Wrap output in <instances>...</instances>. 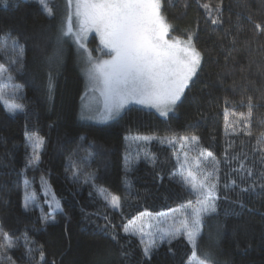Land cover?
<instances>
[{
    "label": "trees",
    "instance_id": "16d2710c",
    "mask_svg": "<svg viewBox=\"0 0 264 264\" xmlns=\"http://www.w3.org/2000/svg\"><path fill=\"white\" fill-rule=\"evenodd\" d=\"M51 2L52 18L36 0L0 3V33L11 32L24 45L23 69L12 71L15 80L5 81L3 89L7 97L13 84L19 86L16 99L25 106L11 115L0 103V243L4 233L14 241V247L0 249V264H188L191 245L185 237L161 243L148 260L140 235L123 231L141 213L158 215L189 200L195 203V194L180 182L182 152L188 145L197 156L211 152L203 169L215 166L219 176L217 213L205 218L198 254L210 253L209 264H264V140L257 143L264 134V0H162L170 35L193 34L202 54L200 68L169 115L132 105L103 125L79 119L84 78L76 44L65 41L58 58L54 56L67 3ZM204 4L211 9L220 5V11L210 17ZM217 17L222 22L213 25L211 19ZM90 45L97 46L95 36ZM0 64L8 66L2 56ZM249 98L252 117L245 128L232 113L247 114ZM225 108L232 127L226 128ZM26 133L45 141L36 167L28 166L32 149ZM185 136L189 140L183 141ZM129 137L161 141L149 144L148 158L130 163ZM73 161L85 175L95 174L98 187L121 197L118 210L83 183L84 176L72 179ZM241 163L251 176L240 170ZM41 177L62 211L50 212L44 204ZM25 180L38 199L30 211L23 208ZM46 215L47 223L42 219ZM209 231L214 241H206Z\"/></svg>",
    "mask_w": 264,
    "mask_h": 264
},
{
    "label": "snow or ice",
    "instance_id": "6c2138e0",
    "mask_svg": "<svg viewBox=\"0 0 264 264\" xmlns=\"http://www.w3.org/2000/svg\"><path fill=\"white\" fill-rule=\"evenodd\" d=\"M36 2L48 17H54L51 0H36ZM0 3L6 5V0H0ZM66 3L67 13L61 21L56 35L57 48L54 56L58 58L62 52L63 44L68 40L75 43L79 49H83L87 54L86 64L88 65L86 69L88 86L84 95L87 96L89 92H98L103 99L102 106L95 110L91 105H85L82 115L85 118H92L91 114L95 111L102 120L107 121L115 118L127 105L132 103L156 108L162 116H167L170 111H173L177 102L184 95L185 89L189 87L193 77L196 76L201 65L202 54L195 47L192 33H188L186 38L178 36L169 38L172 25L162 14V0H66ZM202 7L208 10L210 17L214 12L220 11V5H217L215 9H211L209 4H204ZM221 22L218 17L211 19L213 25ZM259 27L257 25V28ZM93 31L99 35L100 43L106 50L105 54L110 57L109 59L97 60L92 57L91 50L86 46L85 37ZM0 56L8 62V66L0 64V103L5 104L9 114L15 115L18 111L25 110L24 104L17 102L16 99L19 86L13 84V92L6 97L3 84L5 81L15 80L12 71L20 72L23 69L24 45L20 43V38L13 36L11 32L0 33ZM49 59L53 60L52 57ZM52 87L50 75V93ZM252 109L253 104L249 98L247 114L232 113L237 117L236 123H242L245 128H248ZM228 111L225 108L226 128L232 127L227 121ZM247 134L251 135V131L249 130ZM134 139L148 141L152 138ZM26 140L32 149L28 166L36 167L40 163L45 141L38 135L27 133ZM182 140L187 141L189 137H182ZM191 140L196 141L198 137L193 136ZM262 140H264V134L261 139L257 140V143L260 144ZM168 143L171 144L173 141L169 140ZM261 150L264 151V149ZM212 156L211 152H207L206 156L203 151L200 153V157L205 160ZM145 158H148L147 155ZM180 169V182L195 194V203L189 200L185 205L169 209L168 213H159V216L165 217L166 227H159L161 221H157L155 230H152L153 225L148 224L149 230L147 231L143 226L130 229L127 225L123 227V231L126 234L140 235L143 255L148 260L151 259L153 251L161 243L171 244L172 240L183 236L191 245L188 264H209L210 253L201 251L198 254V239L202 233L205 218L213 217L217 213V200L220 199L217 195L218 168L213 166L211 171L203 172L202 176H198V173L203 170L201 169V160L197 158L195 172L190 168L185 169L183 164ZM69 170L75 181H80L84 176L82 182L96 188L108 207L115 210L121 207V197L116 194H108L106 189L98 187L95 184L94 173L85 175L75 161L70 163ZM240 170L246 171L249 176L252 175L251 169H245L243 163L240 164ZM126 171H130V169H126ZM231 183L235 185L236 181L233 180ZM29 189V181L25 180L23 198L25 211H30L38 206L36 193ZM41 191L49 208L54 206L55 210L62 211L60 202L55 198L54 193L51 194V201H49L50 193L43 177H41ZM243 191H247V189H243ZM140 215L152 217L151 213H141ZM42 219L47 223L50 217L46 215ZM105 219L107 220V217ZM111 227L115 228L114 225ZM145 237H147V241H145ZM113 238L115 239V234ZM24 242L25 246L29 243L27 234L24 235ZM12 247H14L12 237L4 233L0 249ZM27 250L29 253L31 252L30 248ZM7 258L11 260V257ZM43 258L44 253L41 251L40 259L43 260Z\"/></svg>",
    "mask_w": 264,
    "mask_h": 264
},
{
    "label": "rangeland",
    "instance_id": "374dc122",
    "mask_svg": "<svg viewBox=\"0 0 264 264\" xmlns=\"http://www.w3.org/2000/svg\"><path fill=\"white\" fill-rule=\"evenodd\" d=\"M73 25L75 27L76 25V21L75 19L73 20ZM95 36L97 39V46L96 47H92L90 45V40L91 38ZM172 36L170 35L169 38H171ZM85 43L88 49L91 50V54L92 57L94 59H109L110 57L108 55H106V50L104 49L103 45L100 43V37L96 32H89L86 37H85ZM76 50H77V56H78V66L79 69L81 70V73L83 75L84 78V89H83V93H82V97H84V99L80 100V105H79V111H78V116L79 119H81L84 122H88V123H92V124H97V125H103V124H107L110 123L111 121H113L114 119H116L127 107L132 106V105H136L148 110H152L155 113L159 114V111L156 108H151V107H147L145 105H141V104H136V103H132L127 105L121 112L119 115H117L115 118L113 119H109L107 121H104L100 118V116L98 114L95 113V111L91 114L92 118H85L84 115H82V111L85 105H91L92 108L95 110L96 108L102 106L103 104V99L102 97H100L99 93H93V92H89L87 96H85V91L87 89L88 86V79H87V75H86V69H87V64H86V58H87V54L83 51V49H79L78 46L76 45ZM178 103V102H177ZM172 111H170L168 113V115L171 113ZM162 116V115H160ZM134 138H140V137H129L127 140L128 143V148H129V160L128 162L132 163L135 162L134 160H139L141 158H145V155H148V150H149V144L152 141H161V139L159 138H153L150 137L152 139L148 140V141H144L142 139H134ZM169 140H165V143H168ZM190 148H193L192 145H188V149H185L182 153V159H181V164L184 165L185 169H192L194 172L196 171V160L197 158H200L201 160V169L203 170L202 172H204V163L206 165L207 163V159L205 160L203 157L197 156L195 155V153H189ZM180 164V165H181ZM200 172L198 173V176H202L203 173ZM46 186H47V190L50 193L49 195V201H51V194H53V191L50 187V185L46 182ZM41 196L43 198L44 204H46L49 208L48 203H45V197L41 191ZM56 198V197H55ZM57 199V198H56ZM58 200V199H57ZM50 212H56L59 210H55L54 206L53 208H49ZM168 213V212H165ZM157 221H161V223L159 224V227H166L167 224L164 222L165 221V217L163 216H159V215H154L152 214V217H148V216H139L137 217L133 223L129 226L130 229H136L139 228L141 226H143L145 228V230H149L148 229V224L153 225L152 230H155V226ZM147 239V237H145ZM206 241L211 242L215 240V236L213 235L212 231L207 232L206 237H205Z\"/></svg>",
    "mask_w": 264,
    "mask_h": 264
}]
</instances>
